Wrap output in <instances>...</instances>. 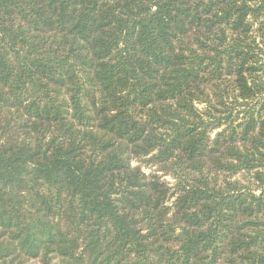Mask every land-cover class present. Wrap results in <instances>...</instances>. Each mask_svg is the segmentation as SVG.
Wrapping results in <instances>:
<instances>
[{"label":"trees","instance_id":"16d2710c","mask_svg":"<svg viewBox=\"0 0 264 264\" xmlns=\"http://www.w3.org/2000/svg\"><path fill=\"white\" fill-rule=\"evenodd\" d=\"M0 264H264V0H0Z\"/></svg>","mask_w":264,"mask_h":264}]
</instances>
